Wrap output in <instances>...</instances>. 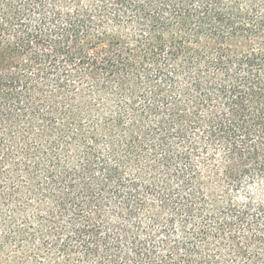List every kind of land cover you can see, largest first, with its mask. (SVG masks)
Masks as SVG:
<instances>
[{
  "label": "trees",
  "instance_id": "1",
  "mask_svg": "<svg viewBox=\"0 0 264 264\" xmlns=\"http://www.w3.org/2000/svg\"><path fill=\"white\" fill-rule=\"evenodd\" d=\"M0 264H264V0H0Z\"/></svg>",
  "mask_w": 264,
  "mask_h": 264
}]
</instances>
